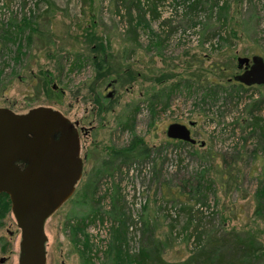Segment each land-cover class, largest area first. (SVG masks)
<instances>
[{"label": "rangeland", "instance_id": "374dc122", "mask_svg": "<svg viewBox=\"0 0 264 264\" xmlns=\"http://www.w3.org/2000/svg\"><path fill=\"white\" fill-rule=\"evenodd\" d=\"M131 1L122 16L116 4L123 2L115 0H0L1 23L27 15L44 32L0 53V106H51L81 129L82 176L46 222V264H84L78 249L85 236L93 263L112 264L107 247L111 230L121 227L117 214L129 255L144 247L152 257L159 252L180 262L215 230H234L247 245L242 260L264 264V84L233 78L238 57L264 59V0H150L155 12L145 15L129 12ZM87 29L112 53L114 70L101 78L84 44L70 53L62 48L70 46L65 35ZM40 70L53 75V94L31 81ZM173 122L186 124L195 144L170 140ZM136 141L139 154L148 153L109 163L113 148ZM85 216L84 230L73 233ZM14 221L11 212L3 218L6 238Z\"/></svg>", "mask_w": 264, "mask_h": 264}, {"label": "water", "instance_id": "95a60500", "mask_svg": "<svg viewBox=\"0 0 264 264\" xmlns=\"http://www.w3.org/2000/svg\"><path fill=\"white\" fill-rule=\"evenodd\" d=\"M249 60V68L233 78L247 86L264 84L262 56L238 57L237 67ZM166 135L196 142L179 122L170 123ZM82 172L76 123L60 110L39 105L15 112L0 106V193L9 196L20 229L18 264H46V220L71 198Z\"/></svg>", "mask_w": 264, "mask_h": 264}, {"label": "trees", "instance_id": "16d2710c", "mask_svg": "<svg viewBox=\"0 0 264 264\" xmlns=\"http://www.w3.org/2000/svg\"><path fill=\"white\" fill-rule=\"evenodd\" d=\"M110 1V0H109ZM112 1V0H111ZM117 2H123L122 4H116L118 7V14L119 12H122V16L124 15L123 12L125 10L124 8V1L125 0H115ZM150 0H145V2H141V0H132L130 4L127 6L128 10L130 12L131 8H135L137 10V13L140 15L141 12H143L142 15H145V11L149 10L150 12L154 13L155 12V6L152 2L151 4L149 3ZM81 5V3H80ZM122 7L124 8L122 10ZM145 7V8H144ZM128 12V11H127ZM128 12V13H129ZM157 13L154 16L155 18L157 17ZM16 18H19L17 21H13L12 19L6 20L5 22H0V53L4 54V48L8 47V44H14L16 42H20L22 40L26 41H31L33 38L36 36L39 38L44 32L40 31L38 27V21H31L30 17L27 15H21V16H16ZM143 18L142 16H139V19ZM45 33L48 35H52L48 31H45ZM234 33V32H233ZM57 38H62L60 34H55ZM136 36V33L134 34ZM82 37V40L79 39V37ZM64 39L66 40L65 43H68L70 46L69 48L65 49V45H63V50H67L68 53H70L76 45L79 44H84L86 47V52H87V59L89 58L90 63L96 68V70L100 73L99 78H101L106 72L114 70L112 68V63H111V57L112 53H108V46L103 43L102 37L96 35L94 31L88 30L85 33H82L80 35H65ZM136 38V37H135ZM69 39L71 41H69ZM62 50V51H63ZM48 57L53 58L54 54H51L48 51ZM75 58L79 59V53H75ZM75 63V62H74ZM73 63V65H74ZM79 65V63H76ZM128 67V66H127ZM130 68V67H128ZM117 69V68H116ZM127 69V68H126ZM121 68L115 70L119 72ZM128 72H131L129 69H127ZM31 81L34 80V78H37L38 80V88L44 91L45 93H50L53 94L52 86H51V81L53 79V75L47 71V70H40L38 75H32L31 74ZM40 79V80H39ZM132 79V78H131ZM213 83V81H216L214 79H210ZM220 82V81H219ZM218 81L215 83L214 88L217 90H222L221 87H218L219 83ZM218 87V89L216 88ZM214 89V90H215ZM214 90H208V93L206 94H211L214 95ZM162 92L165 90L162 89ZM161 92V93H162ZM172 140V139H170ZM180 141V140H179ZM184 146L185 145H191L192 143L187 142V141H180ZM138 143L137 141L135 144H130L126 147L120 148V149H115L113 148L110 152V162H115L118 160H122L126 162L127 160L133 159L137 157V155H143L148 153V150H143L139 154L138 151V146H136ZM182 147V146H181ZM107 163V161H105ZM199 181H197V184L195 186V191L198 192V189L201 187V180H202V175L199 177ZM184 183H187V187L190 184V179L184 180ZM185 184L180 185L181 187L184 188L186 186ZM182 188V189H183ZM182 194V193H180ZM115 218H118L119 222L121 223V227H114L111 230V238L112 242L108 245L107 249V254L112 253L113 258L112 264H248L245 262V260H242L240 256L242 255V252H247V245L246 242L241 239L236 231L233 230V232H228L225 233L222 230H215L212 235H210L209 239L207 240L206 244L199 250L195 251L194 255L189 256L187 259L184 261L180 262H168L165 261L162 256L157 252L153 257L151 254H149V251L142 247L139 252H137L134 255H129L126 250L122 249V243L125 241L124 237V229L123 226H125V221L124 218H121V214H117ZM85 219H88V216L81 217V226H75L72 229L73 233H78L80 232L81 229L84 230L86 223L84 222ZM136 223V221H134ZM82 230V231H83ZM248 245L250 243L248 242ZM83 247L81 249H78V252L80 254V257L82 258V261L84 264H94L92 261V257L88 252L90 251V244L88 242L87 236H85V240L83 242ZM197 249V248H196ZM124 256V257H122ZM125 257H128V262L125 263L121 260H124ZM120 262V263H119Z\"/></svg>", "mask_w": 264, "mask_h": 264}, {"label": "flooded vegetation", "instance_id": "af4514ba", "mask_svg": "<svg viewBox=\"0 0 264 264\" xmlns=\"http://www.w3.org/2000/svg\"><path fill=\"white\" fill-rule=\"evenodd\" d=\"M251 57H249V59H251ZM251 63H252L251 60H249L247 63H244L241 68H238L240 70L239 73H242L245 69L249 68ZM76 127H77V130H78V133H79V131L81 129H78V124H76ZM83 133L86 134V131L83 130ZM79 139H80V135H79ZM67 201H65L59 208H61ZM9 212H11V214L13 216V213H12V210H11L10 198H9V196L7 194L1 192L0 193V264H13L12 255H14V252H17V261H16L15 264H18L20 229L17 226V223H16V220H15L14 216H13V218L15 220L14 222H15V225H16V230L13 231V230L7 229L8 238H6L2 234V231H1V228L3 227V218H4V216H7V213H9ZM55 212H53V214ZM51 216H49V218ZM47 220H46V222H47ZM45 225H46V223H45ZM17 237H18V240L16 241ZM47 241H48V237H47ZM46 245H47V242H46Z\"/></svg>", "mask_w": 264, "mask_h": 264}]
</instances>
